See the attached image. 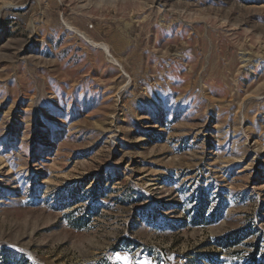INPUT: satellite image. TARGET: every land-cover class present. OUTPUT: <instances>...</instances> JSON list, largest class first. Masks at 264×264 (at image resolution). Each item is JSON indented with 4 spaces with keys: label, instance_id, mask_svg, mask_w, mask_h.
I'll use <instances>...</instances> for the list:
<instances>
[{
    "label": "rangeland",
    "instance_id": "rangeland-1",
    "mask_svg": "<svg viewBox=\"0 0 264 264\" xmlns=\"http://www.w3.org/2000/svg\"><path fill=\"white\" fill-rule=\"evenodd\" d=\"M0 264H264V0H0Z\"/></svg>",
    "mask_w": 264,
    "mask_h": 264
},
{
    "label": "trees",
    "instance_id": "trees-1",
    "mask_svg": "<svg viewBox=\"0 0 264 264\" xmlns=\"http://www.w3.org/2000/svg\"><path fill=\"white\" fill-rule=\"evenodd\" d=\"M6 261H8V260L5 259V262H6Z\"/></svg>",
    "mask_w": 264,
    "mask_h": 264
}]
</instances>
